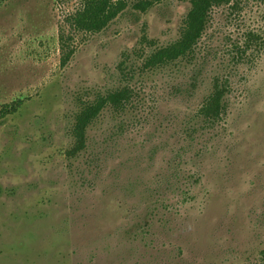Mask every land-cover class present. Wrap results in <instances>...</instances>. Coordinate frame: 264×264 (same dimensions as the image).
Here are the masks:
<instances>
[{"label":"rangeland","instance_id":"obj_1","mask_svg":"<svg viewBox=\"0 0 264 264\" xmlns=\"http://www.w3.org/2000/svg\"><path fill=\"white\" fill-rule=\"evenodd\" d=\"M135 1L73 34L78 1L0 0V109L20 103L0 119V264H264V0L213 8L193 59L146 69L190 5ZM216 78L227 111L209 129ZM122 88L125 110L103 109L68 156L76 114Z\"/></svg>","mask_w":264,"mask_h":264},{"label":"trees","instance_id":"obj_2","mask_svg":"<svg viewBox=\"0 0 264 264\" xmlns=\"http://www.w3.org/2000/svg\"><path fill=\"white\" fill-rule=\"evenodd\" d=\"M78 1V8L66 17L65 24L73 34H96L106 29L128 6V0H71ZM238 1L234 0H188L190 9L181 27L179 39L151 53L145 59L146 68L163 67L179 60H190L195 56V48L210 20L213 8L230 5L236 9ZM153 0H136L132 8L140 13L146 12L153 5ZM61 52L60 66L64 67L73 55L70 37L61 30L59 33ZM229 91L227 78H216L212 82V91L202 104L198 117L205 128L213 129L227 111L225 97ZM132 98L129 88H122L98 97L94 102L84 105L74 117L71 135L74 145L67 152L70 157L85 149L87 128L98 118L106 107L122 113ZM19 102L5 105L0 109V119L17 111Z\"/></svg>","mask_w":264,"mask_h":264}]
</instances>
